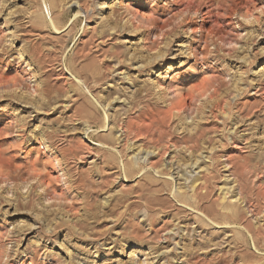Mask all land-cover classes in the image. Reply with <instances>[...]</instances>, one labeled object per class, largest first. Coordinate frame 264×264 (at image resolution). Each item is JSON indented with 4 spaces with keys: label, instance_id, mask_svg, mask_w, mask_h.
I'll use <instances>...</instances> for the list:
<instances>
[{
    "label": "rangeland",
    "instance_id": "374dc122",
    "mask_svg": "<svg viewBox=\"0 0 264 264\" xmlns=\"http://www.w3.org/2000/svg\"><path fill=\"white\" fill-rule=\"evenodd\" d=\"M181 99L170 124L193 140L159 150ZM144 152L145 181L126 175ZM254 165L264 0H0V264H264ZM227 204L239 220L202 209Z\"/></svg>",
    "mask_w": 264,
    "mask_h": 264
},
{
    "label": "bare ground",
    "instance_id": "6f19581e",
    "mask_svg": "<svg viewBox=\"0 0 264 264\" xmlns=\"http://www.w3.org/2000/svg\"><path fill=\"white\" fill-rule=\"evenodd\" d=\"M76 20V19H75ZM73 41V40H72ZM81 51V50H80ZM79 51V52H80ZM74 52V51H73ZM79 52H76L77 54L79 53ZM81 52H83V50L81 51ZM76 53H75V55H76ZM83 55H84V53H83ZM86 55V54H85ZM80 56V55H79ZM82 56V55H81ZM67 71V70H66ZM97 73V72H96ZM94 75H95V72H94ZM97 75H98V73H97ZM93 79V78H92ZM96 81V80H95ZM195 86H196V84H193V85H191V86H189V89H188V94L189 95H191V96H193L194 95V93H197V92H199L200 94L201 93H204L205 92V89H203L204 87L203 86H200V87H198V89H195ZM187 94V93H186ZM199 94V95H200ZM196 95H198V94H196ZM185 98H188V96H186ZM187 100V99H186ZM181 103H179L180 105H178L177 106V108L175 109H173V110H175V112H172V111H169L168 112V116H167V118L168 119H166V122H165V120H162V122L163 123H161L160 122V126L157 128V129H155L154 130V134H152V135H156L157 136V139L156 140H154L153 139V137H152V140H154V141H152V145H154V146H158V145H160L159 144V142L161 141V140H164L163 138H165L167 135H170L171 137H172V139H174L175 141H185L186 139H190V140H193V138H185V136H180V137H178V136H176L177 134H176V129L175 128H173L172 129V126H171V124H170V121H171V119H172V122H174L173 121V117L175 118V116L177 117V121H178V123L180 122V120L182 119L181 118V112H184L185 113V111H187L188 109H191V106L190 105H186V103H185V99L183 100V99H181ZM217 103H219L218 101H217ZM216 105V104H215ZM214 106V105H213ZM217 107V106H216ZM189 111V110H188ZM164 118V117H163ZM106 119H107V117H106ZM105 119V120H106ZM176 119V118H175ZM174 119V120H175ZM176 121V120H175ZM106 122V121H105ZM104 123V122H103ZM158 124V123H157ZM177 124V123H176ZM156 125V124H155ZM178 125V124H177ZM161 128H164L163 130L161 129ZM104 129V128H103ZM153 129H154V127H153ZM138 130V129H137ZM151 130V129H150ZM128 131V130H127ZM140 131V130H139ZM129 132V131H128ZM149 132V131H148ZM134 133V132H133ZM136 133H137V135H138V131H136ZM152 133H153V131H152ZM92 134V133H91ZM128 134V133H127ZM151 134V133H150ZM93 135V134H92ZM91 135V136H92ZM128 135H132V134H128ZM150 139H151V137H150ZM166 140V139H165ZM165 140H164V142H165ZM138 141V140H137ZM145 141V140H144ZM168 141V140H167ZM145 142H151V140H147L146 139V141ZM126 143V142H125ZM160 143H162V141L160 142ZM166 143V142H165ZM163 144L162 143V145H160L159 146V148H161V149H159L158 147H157V149H159V150H163V149H165L166 148V150H167V147H165L164 145H167V143L166 144ZM134 144V143H133ZM147 144V143H146ZM150 144V145H151ZM126 145V144H125ZM129 145V144H128ZM169 145V144H168ZM131 146V145H130ZM153 147V146H152ZM193 147H194V149H195V147H198V142H197V139L196 138H194V144H193ZM113 149V148H112ZM127 149H128V147H127ZM133 148H131V150H132ZM156 149V150H157ZM193 149V151H195ZM158 150V153L157 154H161V152ZM196 150H198V148L196 149ZM192 151V150H191ZM193 153V152H192ZM193 155V154H192ZM149 156H151V154H149L148 152L146 153V152H144L143 153V155L141 154H136V155H132L128 160H127V162L126 163H123V168L122 169H124V172H125V174L127 175L128 173L129 174H133L134 173V168L136 169L137 168V171H135V174H138L139 173V176L145 181V178H146V173H147V171H144L145 170V168H146V162H147V160H148V158H149ZM189 158V160H190V157H192V156H188ZM197 161V160H196ZM196 161L194 162V163H192V162H190V164H189V167H192V165L193 166H195V164H196ZM113 162V161H112ZM257 163L259 164V160L257 161ZM260 165V164H259ZM259 165H257V167H256V165H254V166H251L249 169H248V172L249 173H252V171L251 170H253L254 168L255 169H257V168H259V169H261L262 167L264 168V165L260 168L259 167ZM188 167V166H187ZM169 168H171L170 166H169ZM151 169V168H150ZM147 170V169H146ZM148 170H149V168H148ZM163 170H164V168L163 169H160L159 171H157V173L159 174V175H162V173H163ZM167 172H168V174L170 175V172L167 170V169H165ZM258 170V169H257ZM262 170V169H261ZM191 171V170H190ZM184 172V174L182 175H180V178H182L183 180H184V182H188V181H190L192 178H193V176H192V172ZM255 170H253V172H254ZM261 172H263L262 174L264 175V170L263 171H261ZM146 183V182H145ZM146 186H147V189L149 190V189H151L150 188V184L149 183H146ZM194 186L195 185H191V190H193L194 189ZM201 189V188H200ZM263 189V188H262ZM202 190V189H201ZM200 190V191H201ZM195 191H196V189L193 191V196H191V195H189V196H191V197H193L194 198V200H193V198H191V197H189V196H185V195H183V193H181V192H177V193H172L173 194V196H171L172 198H174L175 200H179V202L181 203V204H183V205H185V206H191L192 207V205L194 204V203H199V201L201 202L203 199H205L206 198V196H207V194H206V191L204 192V193H198V194H196L195 193ZM185 193V192H184ZM264 193V192H263ZM171 194V195H172ZM141 196H142V193L139 195V197L141 198ZM138 200V199H137ZM190 200H193L192 202L190 201ZM134 203V202H133ZM135 203H136V201H135ZM139 203V202H138ZM202 203V202H201ZM189 204V205H188ZM140 205V204H139ZM132 206V205H131ZM130 206V207H131ZM150 206V205H149ZM200 206V204L198 205L197 204V208ZM172 207V206H171ZM190 207V208H191ZM204 208H202V205H201V208L202 209H205V210H209L210 209V211H209V213H211V214H215V215H213V217H215V218H217V217H219V218H221V219H228V220H239V217H241V212H240V209L237 207V206H235L234 204L232 205V204H227L225 207L224 206H221L220 207V209H222L223 211H220V210H217V209H215L214 207H206V206H203ZM183 208V207H182ZM199 209V208H198ZM197 209V210H198ZM201 209V210H202ZM147 210V209H146ZM148 210H150V209H148ZM152 210V209H151ZM187 210V209H186ZM191 210V209H190ZM193 211V210H192ZM213 212H215V213H213ZM152 213V212H151ZM179 213V212H178ZM154 214V213H153ZM209 215V214H208ZM226 224V223H225ZM223 225V226H226V225ZM228 224V223H227Z\"/></svg>",
    "mask_w": 264,
    "mask_h": 264
}]
</instances>
